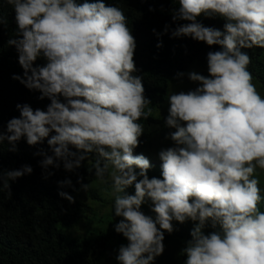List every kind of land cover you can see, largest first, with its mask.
<instances>
[{"label":"clouds","instance_id":"9594fccd","mask_svg":"<svg viewBox=\"0 0 264 264\" xmlns=\"http://www.w3.org/2000/svg\"><path fill=\"white\" fill-rule=\"evenodd\" d=\"M3 4L15 13L17 38L7 44L15 47L23 69L22 77L12 79L50 103L43 111L17 104L19 117L7 121L0 144L14 151L21 137L30 146L47 138L51 155L36 153L43 169L62 164L73 171L95 153L89 171L99 185L110 184L112 214L122 218L114 231L127 240L118 248V264H152L173 220L196 222L182 249L184 264H264V197L258 187L264 174V95L248 71L249 55L241 51L264 48V0H178L172 10L173 22L188 23L170 38L191 37L221 50L207 53V77L187 74L198 87L168 95L164 123L175 128L169 135L175 146L158 153L162 163L153 167L161 168L160 179H149L148 159L133 155L144 131L138 121L152 116L153 108L141 77L133 75L136 44L123 10L102 0ZM201 15L223 17L224 31L198 22ZM0 23L6 26V18ZM38 57L46 60L43 67H33ZM31 171L24 165L0 173V191L11 195L9 182ZM133 185L134 194H127ZM58 195L74 202L66 192ZM146 198L154 218L140 211ZM206 225L213 229L207 235Z\"/></svg>","mask_w":264,"mask_h":264},{"label":"trees","instance_id":"16d2710c","mask_svg":"<svg viewBox=\"0 0 264 264\" xmlns=\"http://www.w3.org/2000/svg\"><path fill=\"white\" fill-rule=\"evenodd\" d=\"M85 0H76L77 4ZM92 3L95 0H87ZM106 6H118L128 18V26L135 40L133 60L137 71L133 75L141 77L144 96L150 101L153 115L138 122L144 131L138 137V145L133 154H142L150 149L153 135L165 134L170 128L164 126L158 116L168 98L171 83L178 82L187 69L198 66L197 74L203 75L207 69L208 52L220 51L218 45L208 46L203 41L181 36L170 38L171 32L187 21L173 22L172 10L178 8V0H102ZM151 9V10H150ZM0 18H6V26L0 23V133L5 131L7 121L19 117L16 105L28 104L33 110H46L50 100L38 99L40 93L30 91L13 75L23 76L14 46L7 41L16 39L17 24L15 13L10 6L0 0ZM198 22L206 27L224 31L225 20L220 16L201 15ZM167 25V31L165 26ZM154 30V31H153ZM157 43L161 47H157ZM250 57L248 71L253 77L257 90L264 95V48L241 49ZM42 57L33 62V67H43ZM182 73L183 75H178ZM208 73L205 74V77ZM64 102L63 97H58ZM50 133L49 135H53ZM5 142L0 144V173L20 169L24 165L32 168L15 181L9 182L10 193L0 191V264H118V248L126 245L122 234L114 231V225L122 218L112 214L110 184L99 185L89 171L95 161V153H88L81 166L66 171L62 164L58 168L40 166L43 151L51 155L47 138L42 143L28 145L23 137L16 142L15 150ZM71 151L76 149L71 148ZM155 150H158L156 148ZM138 172L139 169H134ZM51 172V175L48 173ZM149 179L162 178L161 168L152 165L146 171ZM138 177L137 179H139ZM260 194L264 197V174L259 177ZM70 180V186H60L58 182ZM79 180V183L77 182ZM263 183V186H262ZM82 185H89L85 190ZM63 191L73 197L72 203L63 199L58 192ZM134 194V185L125 189ZM149 199L141 204L140 211L155 217ZM264 211V202L260 206ZM196 222L172 221L173 231L164 232L163 252L156 256L152 264H184L186 256L182 249L191 239L190 232ZM163 231V230H162ZM205 235L213 231L206 225Z\"/></svg>","mask_w":264,"mask_h":264},{"label":"rangeland","instance_id":"374dc122","mask_svg":"<svg viewBox=\"0 0 264 264\" xmlns=\"http://www.w3.org/2000/svg\"><path fill=\"white\" fill-rule=\"evenodd\" d=\"M199 71H200V69L196 65L191 66L190 68H188L187 72L184 74V76L178 82L170 84L169 90H168L169 91L168 95L170 93L171 94H175V93H178L180 91L187 92L188 90H194L196 87H198L199 86L198 83L190 81L188 79L187 74L189 72L198 73ZM203 73H204V76H205V74L208 73L207 69L203 70ZM168 108H169V103H168V100H167L165 102L164 106L162 108H160L159 111L157 110V112H158L157 114L163 120L164 126H166L165 123H164V120H165V118L168 115ZM171 130L175 131V128H170V130L167 133L163 134V135L160 134V133L154 134L153 135L152 145H151L150 149H148V150H146V151H144L142 153V155L145 158L148 159L150 165H152V166L161 165L162 162L159 159L158 153L161 150H165L167 148L175 146L174 142L171 140V138L169 136ZM156 148H158V150H155ZM133 155H137V154H133ZM262 186H263V183H262Z\"/></svg>","mask_w":264,"mask_h":264}]
</instances>
